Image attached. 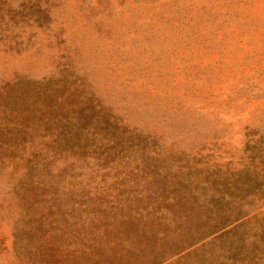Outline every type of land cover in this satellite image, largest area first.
Instances as JSON below:
<instances>
[{
	"label": "rangeland",
	"instance_id": "1",
	"mask_svg": "<svg viewBox=\"0 0 264 264\" xmlns=\"http://www.w3.org/2000/svg\"><path fill=\"white\" fill-rule=\"evenodd\" d=\"M34 1L47 12L40 26L33 19ZM23 2L30 6L28 18L8 19L18 16ZM3 11L0 89L19 78L35 81L68 71L81 78V92L92 103L134 132L178 150L201 151L209 162L236 166L246 141L264 135V0H6ZM17 94L18 89L12 96L0 94V120L9 124L0 141V264H18L17 214L6 202L13 153L8 132L14 121L4 118L6 106L18 108ZM29 119L25 136L37 142L41 126ZM56 125L47 124L50 134L44 136L59 132ZM79 136L90 143L103 140L86 129ZM91 146L73 155L62 151L54 165L78 158L68 171L78 177L82 168L84 178L70 184H85L94 194L86 180L106 186L116 171L131 172V163L113 155L114 161L107 157L106 166L96 170L101 159ZM252 204L264 212L263 198Z\"/></svg>",
	"mask_w": 264,
	"mask_h": 264
},
{
	"label": "trees",
	"instance_id": "2",
	"mask_svg": "<svg viewBox=\"0 0 264 264\" xmlns=\"http://www.w3.org/2000/svg\"><path fill=\"white\" fill-rule=\"evenodd\" d=\"M4 4L0 0L1 16ZM20 6L17 17L8 16L15 23L28 18L30 6ZM32 6L40 26L47 12L38 1ZM62 67L67 69L66 62ZM67 72L35 81L19 78L0 89L11 96L18 89V108L4 109L5 121H14L8 132L13 153L6 202L17 214L18 264H264V212L252 206L264 199L263 134L254 143L246 141L236 166L209 162L201 151L178 150L134 132L92 103L81 92V78ZM30 117L42 129L37 142L25 136ZM1 122L0 141L9 125ZM49 123L57 124L54 136H44L50 134ZM81 129L103 140L90 143L79 136ZM90 146L101 159L94 169L121 155L128 157L131 172L116 171L106 186L86 180L94 194L85 184L71 185L74 178H84L82 168L78 177L68 171L78 158L54 162L62 151L73 155Z\"/></svg>",
	"mask_w": 264,
	"mask_h": 264
}]
</instances>
